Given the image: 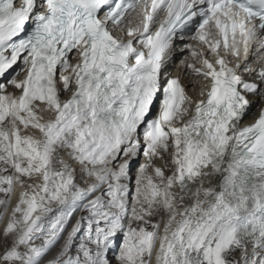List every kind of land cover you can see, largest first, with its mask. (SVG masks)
I'll return each mask as SVG.
<instances>
[{
  "label": "snow or ice",
  "instance_id": "1",
  "mask_svg": "<svg viewBox=\"0 0 264 264\" xmlns=\"http://www.w3.org/2000/svg\"><path fill=\"white\" fill-rule=\"evenodd\" d=\"M0 194V264H264V0H0Z\"/></svg>",
  "mask_w": 264,
  "mask_h": 264
},
{
  "label": "bare ground",
  "instance_id": "2",
  "mask_svg": "<svg viewBox=\"0 0 264 264\" xmlns=\"http://www.w3.org/2000/svg\"><path fill=\"white\" fill-rule=\"evenodd\" d=\"M65 158H66V159H69V163H73V166H74V167H77V165H75L74 162H72V161L70 160V158H67V157H65ZM155 161H156V159H155ZM157 161H158V160H157ZM158 163H160V161H158ZM17 196H18V195H17ZM14 197H16V196H14ZM0 198H2V194H0ZM13 202H14V201H12V205L10 206V208H9V210H8V215L11 214L12 207H14V205H15V202H14V203H13ZM53 207H56V205L53 204ZM83 214H84V213H81V215H83ZM6 220H7V217H5V222H6ZM3 226H4V224H3V223H0V231H2ZM161 231H162V230H161ZM35 243H36V245H40V244L43 243V239H38V240L35 241ZM62 243H63V238L61 239L60 244L58 245V248L55 249V251H53V252L51 253V255H50L49 258H51L52 256L55 255V253L59 250L60 245H61ZM49 258H47L45 261H47ZM42 263L45 264V262H42Z\"/></svg>",
  "mask_w": 264,
  "mask_h": 264
},
{
  "label": "rangeland",
  "instance_id": "3",
  "mask_svg": "<svg viewBox=\"0 0 264 264\" xmlns=\"http://www.w3.org/2000/svg\"><path fill=\"white\" fill-rule=\"evenodd\" d=\"M144 161H145V158H144V157H141L139 162H140V163H143ZM135 171H136V166L134 165V166H133V174H135ZM2 210H3V209L0 208V211H2ZM60 241H61V240H60ZM58 243L60 244V242L58 241L57 244H56L55 246H53L52 249L49 251V253L45 256V258H44L43 261H45L46 258H47L48 256L50 257L52 251H54V250L57 248ZM49 257H48V258H49Z\"/></svg>",
  "mask_w": 264,
  "mask_h": 264
}]
</instances>
